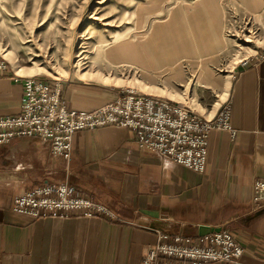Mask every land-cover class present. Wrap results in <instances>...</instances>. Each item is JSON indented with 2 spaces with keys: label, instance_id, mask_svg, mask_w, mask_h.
Listing matches in <instances>:
<instances>
[{
  "label": "crops",
  "instance_id": "obj_1",
  "mask_svg": "<svg viewBox=\"0 0 264 264\" xmlns=\"http://www.w3.org/2000/svg\"><path fill=\"white\" fill-rule=\"evenodd\" d=\"M25 77L31 76L11 64L0 74V117L20 113ZM62 89L67 107L79 111L116 97L79 79ZM227 103L237 137L211 133L203 174L145 149L128 128L78 132L68 161L37 138L1 145L0 264H141L157 230L193 242L227 230L244 248L246 264H264V202L253 190L264 180V52L240 69ZM52 183L74 186L118 219H35L13 211L16 195Z\"/></svg>",
  "mask_w": 264,
  "mask_h": 264
},
{
  "label": "rangeland",
  "instance_id": "obj_2",
  "mask_svg": "<svg viewBox=\"0 0 264 264\" xmlns=\"http://www.w3.org/2000/svg\"><path fill=\"white\" fill-rule=\"evenodd\" d=\"M262 52L264 0H0V56L21 74L160 96L207 118Z\"/></svg>",
  "mask_w": 264,
  "mask_h": 264
},
{
  "label": "built area",
  "instance_id": "obj_3",
  "mask_svg": "<svg viewBox=\"0 0 264 264\" xmlns=\"http://www.w3.org/2000/svg\"><path fill=\"white\" fill-rule=\"evenodd\" d=\"M0 56V74L9 67ZM20 113L0 117V146L17 138H37L56 158L69 160L78 132L106 126L136 132L142 147L196 173L207 167L210 135L227 132L236 139L231 125V104L222 105L212 118L168 98L122 90L113 101L93 111L69 109L62 82L36 76L24 78ZM254 200L264 202V180L253 184ZM13 211L35 219L83 216L117 220L95 200L77 194L69 184H44L14 197ZM157 241L144 253L141 264H246L244 248L227 230L203 236L199 242L156 231Z\"/></svg>",
  "mask_w": 264,
  "mask_h": 264
},
{
  "label": "bare ground",
  "instance_id": "obj_4",
  "mask_svg": "<svg viewBox=\"0 0 264 264\" xmlns=\"http://www.w3.org/2000/svg\"><path fill=\"white\" fill-rule=\"evenodd\" d=\"M79 69H81V65L79 64ZM204 114L205 115H208V113L207 112H204Z\"/></svg>",
  "mask_w": 264,
  "mask_h": 264
},
{
  "label": "water",
  "instance_id": "obj_5",
  "mask_svg": "<svg viewBox=\"0 0 264 264\" xmlns=\"http://www.w3.org/2000/svg\"><path fill=\"white\" fill-rule=\"evenodd\" d=\"M218 232V231H217ZM208 234H210V233H208V232H205V233H203L202 235H208Z\"/></svg>",
  "mask_w": 264,
  "mask_h": 264
}]
</instances>
